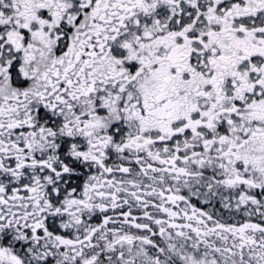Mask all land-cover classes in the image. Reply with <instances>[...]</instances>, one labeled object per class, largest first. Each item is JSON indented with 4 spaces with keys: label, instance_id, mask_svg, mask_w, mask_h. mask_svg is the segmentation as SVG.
<instances>
[{
    "label": "snow or ice",
    "instance_id": "1",
    "mask_svg": "<svg viewBox=\"0 0 264 264\" xmlns=\"http://www.w3.org/2000/svg\"><path fill=\"white\" fill-rule=\"evenodd\" d=\"M0 264H264V0H0Z\"/></svg>",
    "mask_w": 264,
    "mask_h": 264
}]
</instances>
